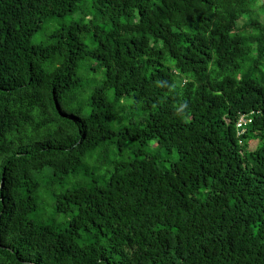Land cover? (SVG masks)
<instances>
[{
  "label": "trees",
  "instance_id": "1",
  "mask_svg": "<svg viewBox=\"0 0 264 264\" xmlns=\"http://www.w3.org/2000/svg\"><path fill=\"white\" fill-rule=\"evenodd\" d=\"M261 2L0 0V264H264Z\"/></svg>",
  "mask_w": 264,
  "mask_h": 264
},
{
  "label": "rangeland",
  "instance_id": "2",
  "mask_svg": "<svg viewBox=\"0 0 264 264\" xmlns=\"http://www.w3.org/2000/svg\"><path fill=\"white\" fill-rule=\"evenodd\" d=\"M260 3L262 4L261 0ZM264 21V16L262 18ZM248 21L247 18H243L240 20L239 25H242ZM41 40V36L37 35L34 38L35 42H39ZM124 110L123 108L120 107V111ZM141 111L140 110H134L131 111L129 106L127 107L125 113L123 114L125 117H134L137 115H140ZM257 147V142H251L250 144V150H255ZM161 152L162 156V165L169 167L172 162H175L179 159V154L176 150H174L171 154L167 153L166 150L163 148L156 147L152 145L150 149L147 151L149 153H152L154 150ZM120 152L117 147H114L111 149V157L108 159V161L115 160V159H120V158H128V157H133L131 154V151H127L123 153V155H118L117 158H114L116 156V153ZM100 162H102V159L98 157V155H94L93 157L88 158V165L91 167V169L94 170V174L96 176H102L105 171L107 170L106 165L101 166ZM86 182L84 179L82 180H77L73 181L71 178L65 179V183L63 186H58L56 187L51 193H44L41 196V203H42V209H41V217L44 223H49V222H54L58 224L61 227H64L66 225V218L63 215H55L54 214V207L52 206L54 202V197L62 192L63 189H72L75 185L78 183H84Z\"/></svg>",
  "mask_w": 264,
  "mask_h": 264
},
{
  "label": "built area",
  "instance_id": "3",
  "mask_svg": "<svg viewBox=\"0 0 264 264\" xmlns=\"http://www.w3.org/2000/svg\"><path fill=\"white\" fill-rule=\"evenodd\" d=\"M251 119L246 116H241L240 121L238 123V127H243L247 125L248 123H251Z\"/></svg>",
  "mask_w": 264,
  "mask_h": 264
}]
</instances>
